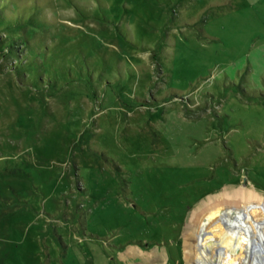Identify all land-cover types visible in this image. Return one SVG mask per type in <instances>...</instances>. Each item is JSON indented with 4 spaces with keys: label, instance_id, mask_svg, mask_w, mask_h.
<instances>
[{
    "label": "rangeland",
    "instance_id": "1",
    "mask_svg": "<svg viewBox=\"0 0 264 264\" xmlns=\"http://www.w3.org/2000/svg\"><path fill=\"white\" fill-rule=\"evenodd\" d=\"M0 13V264H211L197 223L241 187L264 264V0Z\"/></svg>",
    "mask_w": 264,
    "mask_h": 264
},
{
    "label": "bare ground",
    "instance_id": "2",
    "mask_svg": "<svg viewBox=\"0 0 264 264\" xmlns=\"http://www.w3.org/2000/svg\"><path fill=\"white\" fill-rule=\"evenodd\" d=\"M257 198V192L241 187L233 194L218 198L216 206L199 218L197 223L199 245L206 252L211 264L249 263L243 250L239 249L241 243H238V236L240 226H249L250 218L257 216L255 210ZM209 213L212 215L210 222L212 227L204 231Z\"/></svg>",
    "mask_w": 264,
    "mask_h": 264
},
{
    "label": "trees",
    "instance_id": "3",
    "mask_svg": "<svg viewBox=\"0 0 264 264\" xmlns=\"http://www.w3.org/2000/svg\"><path fill=\"white\" fill-rule=\"evenodd\" d=\"M0 14H1V13H0ZM0 24L2 25V21H1V20H0ZM1 25H0V26H1ZM5 36H6V34H5ZM6 37H7V36H6Z\"/></svg>",
    "mask_w": 264,
    "mask_h": 264
}]
</instances>
